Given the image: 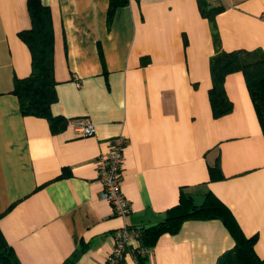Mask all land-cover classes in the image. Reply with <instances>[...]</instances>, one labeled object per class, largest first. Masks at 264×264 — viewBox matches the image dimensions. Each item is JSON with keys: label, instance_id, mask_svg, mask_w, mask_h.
Segmentation results:
<instances>
[{"label": "crops", "instance_id": "1", "mask_svg": "<svg viewBox=\"0 0 264 264\" xmlns=\"http://www.w3.org/2000/svg\"><path fill=\"white\" fill-rule=\"evenodd\" d=\"M40 3L54 31L53 126L24 116L13 93L32 72L19 37L32 28L28 0H0V231L20 263L110 264L117 233L160 223L182 192L217 196L264 263V132L244 72L224 77L218 106L229 110L216 116L211 99L214 32L225 52L264 54V0ZM75 119L96 134L79 135ZM117 136L126 219L98 181L97 160ZM235 248L222 220H190L149 251L133 240L118 264H218Z\"/></svg>", "mask_w": 264, "mask_h": 264}, {"label": "trees", "instance_id": "2", "mask_svg": "<svg viewBox=\"0 0 264 264\" xmlns=\"http://www.w3.org/2000/svg\"><path fill=\"white\" fill-rule=\"evenodd\" d=\"M32 16V28L20 32V39L28 45L32 54V72L28 78H15L13 93L19 98L24 116H35L47 119L53 126L51 107L57 100L55 81V42L51 15L48 8L43 7L40 0H28ZM117 4L111 3L109 16L112 17ZM204 14L210 9L201 2ZM215 55L212 58V76L214 87L211 99L216 116L229 109L220 110L223 100L224 77L233 71L244 72L248 87L264 132V54L258 51L225 52L220 48L219 36L213 34ZM220 219L236 241L235 250L222 256L218 264H264L255 251V239L247 238L237 223L231 210L212 192L207 193L201 202L191 194L182 192L179 204L167 213L166 219L160 223L140 229L141 249L149 251L154 248L164 234H176L183 224L190 220ZM140 258V264H147L146 258ZM0 264H21L15 252L7 244L0 231ZM65 264H72L71 261Z\"/></svg>", "mask_w": 264, "mask_h": 264}, {"label": "built area", "instance_id": "3", "mask_svg": "<svg viewBox=\"0 0 264 264\" xmlns=\"http://www.w3.org/2000/svg\"><path fill=\"white\" fill-rule=\"evenodd\" d=\"M72 124L81 136L89 138L96 134L95 124L90 119H75ZM124 149L125 138L123 136H117L111 140L109 150L101 154L97 160V171L98 181L103 186L102 199L110 203L114 216L126 219L131 213V206L122 187ZM136 239H141L140 231L124 226L116 235V247L110 256V264H118L129 244Z\"/></svg>", "mask_w": 264, "mask_h": 264}]
</instances>
